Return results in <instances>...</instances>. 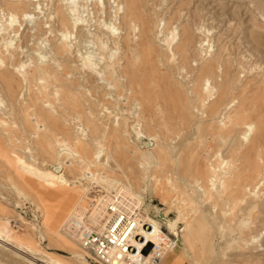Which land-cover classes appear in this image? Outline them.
I'll return each instance as SVG.
<instances>
[{
    "label": "rangeland",
    "instance_id": "1",
    "mask_svg": "<svg viewBox=\"0 0 264 264\" xmlns=\"http://www.w3.org/2000/svg\"><path fill=\"white\" fill-rule=\"evenodd\" d=\"M80 1L0 0V221L27 223L0 264L84 256L16 156L74 186L63 219L91 189L181 207L161 264H264V0Z\"/></svg>",
    "mask_w": 264,
    "mask_h": 264
},
{
    "label": "built area",
    "instance_id": "2",
    "mask_svg": "<svg viewBox=\"0 0 264 264\" xmlns=\"http://www.w3.org/2000/svg\"><path fill=\"white\" fill-rule=\"evenodd\" d=\"M83 177L81 181L89 178L87 174ZM85 200L86 211H72L68 224L84 257L94 264H159L177 247L178 239L167 237L160 221L157 229L144 220L138 209L127 210L116 197L106 200L105 192L91 189L85 194ZM98 210L97 218L100 217L102 225L90 218V214ZM20 212L25 214L23 210ZM10 222L17 230L27 225L17 217ZM153 236L156 241L151 239Z\"/></svg>",
    "mask_w": 264,
    "mask_h": 264
},
{
    "label": "bare ground",
    "instance_id": "3",
    "mask_svg": "<svg viewBox=\"0 0 264 264\" xmlns=\"http://www.w3.org/2000/svg\"><path fill=\"white\" fill-rule=\"evenodd\" d=\"M64 2H65L64 3L65 6L67 8H72V7H75L78 4L82 3L80 0H64ZM9 25L11 26V24H9ZM2 58H3V56L0 55V61L2 60ZM82 59L84 60L85 65L89 66L91 69H95L96 64H93V63L91 64V63L87 62L85 60V56H82ZM34 114L36 116L43 117L45 119L46 118H50L49 112L44 113L43 111L42 112L41 111H38V112L35 111ZM52 124L53 125L49 126V128L46 129L45 131H48V132L52 133L54 125H55V122L53 121ZM55 142L59 143L57 139L55 140ZM149 156H150V158H152L151 155H149ZM97 157H98V155H97ZM16 162L18 163V165H19V167H20V169H21V171L23 173H27L30 177H32L36 181L37 186H35V187L43 190L45 195L47 197H50V199H52V201L61 200L63 202V206L62 207H58L56 209V213H55L54 223L56 225L59 224V226L57 227V229H58L57 232L60 235H62L66 240H68L70 243H72L73 245H75V244L78 245V243L76 242L75 235L70 230V227H69V224H68V219H69V215H70V213L72 211H76L77 210V212H80V213H84L86 211L87 208H86L85 197H84L85 205L82 206L79 203L80 200H81L80 199L79 202L77 201L75 206L72 207V211L70 213H68L67 217H65L63 219L65 211H66L68 205H70V204L75 202L76 191L74 189H71L74 186H71L68 183V181L62 176V174L59 173L60 175H56L54 172H51L49 170L39 169V168L29 164L24 158L16 156ZM88 174L91 177L93 176L90 172ZM19 175L23 178V176L21 174H19ZM66 187H68L70 189H66ZM66 190H69V191H66ZM79 190H81V189H79ZM82 191H83V188H82ZM109 195H111V194H109ZM115 197H116L117 201H119L122 204H124V207L127 210L136 211V206H138L139 203L136 201V199L132 198L131 196H128V194H126L124 191H120L119 195H118V193L115 194V195L112 194L111 197H109L108 195L105 194L106 200H110V199L115 198ZM177 214H178L177 218L175 220H173L172 222H168V224L166 225L167 227L165 225L164 226L162 225L164 227L163 228L164 229L163 232H164V234L167 237H169V235L173 236L172 234H173V232L175 230V227H176L178 221H180V220L185 218V214L183 213V210L181 209V207L177 209ZM99 215H100V213H99V210H98V211L92 212L90 214V218H91L92 222L99 223L100 225H102L100 217L97 218V216H99ZM142 217L144 218L145 221H148L150 224H153L155 227H157V229H159V227L161 226V224H160V222H158V220H155V219H153L152 217H149L146 214L142 215ZM0 222H1L0 223V235H4L6 238H12V236H10V231H11L10 227H9V222L10 221L4 218ZM185 229L186 228L184 227L182 229V231H184ZM4 236H2V237H4ZM151 239L153 241H156V237H154V236ZM152 240H149V241H152ZM23 247L26 248V251L31 252V248L32 247H30V246H23ZM25 248H23V249H25ZM79 249H80V247H79ZM47 253H49L51 255L46 256V257H41L39 259H36L35 261L32 260L33 263L37 264V262H39L40 264H67L65 261H63L60 258L61 256H59V255H57L55 253H51V252H47ZM75 255H76V257H78L80 259V262L82 264H91V263L87 262V260L84 258V256L82 257V255H80V254H75ZM162 260L160 261L159 264L162 263Z\"/></svg>",
    "mask_w": 264,
    "mask_h": 264
},
{
    "label": "crops",
    "instance_id": "4",
    "mask_svg": "<svg viewBox=\"0 0 264 264\" xmlns=\"http://www.w3.org/2000/svg\"><path fill=\"white\" fill-rule=\"evenodd\" d=\"M166 257H167V256H166ZM166 257H165V258H166ZM165 258H164V259H165Z\"/></svg>",
    "mask_w": 264,
    "mask_h": 264
}]
</instances>
